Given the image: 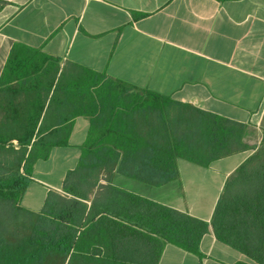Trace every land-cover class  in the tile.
I'll use <instances>...</instances> for the list:
<instances>
[{
  "label": "trees",
  "instance_id": "obj_1",
  "mask_svg": "<svg viewBox=\"0 0 264 264\" xmlns=\"http://www.w3.org/2000/svg\"><path fill=\"white\" fill-rule=\"evenodd\" d=\"M58 63L16 44L0 77V201L10 204L0 210V264H158L166 244L201 258L209 227L219 243L264 264V135L249 147L241 123L106 77L58 76ZM77 116L90 128L65 195L49 191L40 212L23 209L32 165L67 145ZM248 150L209 223L109 183L117 173L160 187L178 179V159L207 167Z\"/></svg>",
  "mask_w": 264,
  "mask_h": 264
},
{
  "label": "crops",
  "instance_id": "obj_2",
  "mask_svg": "<svg viewBox=\"0 0 264 264\" xmlns=\"http://www.w3.org/2000/svg\"><path fill=\"white\" fill-rule=\"evenodd\" d=\"M16 44L57 58L58 76L80 72L121 81L133 92H152L241 123L242 142L262 144L264 0H0V77ZM70 124L67 145L32 165L23 209L40 212L49 191L65 195L63 182L81 157L90 120L77 116ZM253 152L207 167L178 159V179L160 187L117 173L109 183L209 223L226 179ZM199 250L201 258L166 244L158 264H253L219 243L210 227Z\"/></svg>",
  "mask_w": 264,
  "mask_h": 264
},
{
  "label": "rangeland",
  "instance_id": "obj_3",
  "mask_svg": "<svg viewBox=\"0 0 264 264\" xmlns=\"http://www.w3.org/2000/svg\"><path fill=\"white\" fill-rule=\"evenodd\" d=\"M16 102H18L20 104V106L18 107L20 109V111L24 112L28 109L27 104L24 102V100L22 98L16 99ZM13 145H15V147L17 148L16 142H13ZM9 156H11V155L9 154V155H6L5 157L10 158ZM9 206H10V204L7 201H0V210L5 211L6 209L9 208Z\"/></svg>",
  "mask_w": 264,
  "mask_h": 264
}]
</instances>
